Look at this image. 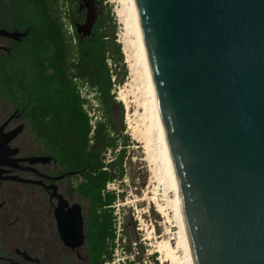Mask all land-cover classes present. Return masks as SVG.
I'll list each match as a JSON object with an SVG mask.
<instances>
[{
  "label": "water",
  "instance_id": "obj_1",
  "mask_svg": "<svg viewBox=\"0 0 264 264\" xmlns=\"http://www.w3.org/2000/svg\"><path fill=\"white\" fill-rule=\"evenodd\" d=\"M196 264H264V0H136Z\"/></svg>",
  "mask_w": 264,
  "mask_h": 264
},
{
  "label": "trees",
  "instance_id": "obj_2",
  "mask_svg": "<svg viewBox=\"0 0 264 264\" xmlns=\"http://www.w3.org/2000/svg\"><path fill=\"white\" fill-rule=\"evenodd\" d=\"M87 1L101 10L85 28ZM105 2L0 0L1 16L26 21L34 73L4 63L3 78L15 105L58 161L80 178L91 200L92 263L112 264L115 250L122 247L126 259L120 264H144L141 251L134 250L137 238L125 228L118 231L115 206L124 193L108 189L115 181L124 186L132 140L126 134L124 108L120 115L116 112L114 90L125 80L126 65ZM83 87L93 97L83 95Z\"/></svg>",
  "mask_w": 264,
  "mask_h": 264
},
{
  "label": "flooded vegetation",
  "instance_id": "obj_3",
  "mask_svg": "<svg viewBox=\"0 0 264 264\" xmlns=\"http://www.w3.org/2000/svg\"><path fill=\"white\" fill-rule=\"evenodd\" d=\"M28 36L24 18L0 15V264H93L90 198L6 90L4 63L25 70Z\"/></svg>",
  "mask_w": 264,
  "mask_h": 264
},
{
  "label": "rangeland",
  "instance_id": "obj_4",
  "mask_svg": "<svg viewBox=\"0 0 264 264\" xmlns=\"http://www.w3.org/2000/svg\"><path fill=\"white\" fill-rule=\"evenodd\" d=\"M125 2V0H106L104 3L106 11H110L115 21L116 37L121 45L126 65L125 80L114 90L118 101L116 112L120 115L122 107L124 108L126 134L132 140L128 148L129 160L126 163L124 186L118 181L108 184V189L124 193L115 206L118 231L125 228L131 237L137 238L138 246L134 247V250L141 251L145 259L144 264H191L185 257V249L179 243L181 227L174 211L175 191L169 187L161 172L162 165L158 157L159 143L155 132L150 128L151 122L146 109V94H144V76L139 61L138 46L134 42L136 38L128 24L129 17ZM86 5L88 9L85 28H88L97 17L101 6L91 5L88 1ZM24 68L30 75L34 74L29 50ZM82 92L89 98L93 97V94L88 93L84 87ZM12 105L6 102L4 106L10 109ZM166 243H170L172 255ZM115 251L116 263L123 262L126 254L122 247H118ZM167 253L168 256L165 255Z\"/></svg>",
  "mask_w": 264,
  "mask_h": 264
},
{
  "label": "bare ground",
  "instance_id": "obj_5",
  "mask_svg": "<svg viewBox=\"0 0 264 264\" xmlns=\"http://www.w3.org/2000/svg\"><path fill=\"white\" fill-rule=\"evenodd\" d=\"M125 1H126L125 3L127 4L128 17H129L128 24H130L129 27H131L130 29H132V33L134 37L136 38V41L134 42H136L138 46V56L140 58L139 61H140V64L142 67L141 69L143 71L142 73L144 76V83H145V93L144 94H146V97H145L146 98V109L149 115V120L151 122L150 128L152 131L155 132L157 136V141L159 143L158 157L162 165L161 172L163 173V177L165 178V181H167L169 187L173 191H175V196L173 199L174 211H175L176 216L179 219L180 227H181V231L179 234V239H180L179 243H181V246H183V248L185 249V257L187 258V260L191 264H196L195 257H194V251H193V247H192V243L190 239V234H189V230L187 226L185 211L183 207V200L181 197L179 181H178L177 174L175 171V167H174V163H173V159L171 156V151H170V147H169V143H168L165 127H164V122H163V118L161 114L157 91L155 88V83L153 79L148 51H147L143 29L141 25V20L139 17L137 2L136 0H125ZM166 244H167V248L171 250L170 243H166ZM162 247H164V245ZM163 251H164V248H163ZM169 253L170 255H172V250ZM165 255L168 256V253Z\"/></svg>",
  "mask_w": 264,
  "mask_h": 264
},
{
  "label": "built area",
  "instance_id": "obj_6",
  "mask_svg": "<svg viewBox=\"0 0 264 264\" xmlns=\"http://www.w3.org/2000/svg\"><path fill=\"white\" fill-rule=\"evenodd\" d=\"M68 29H69V31L70 32H73V27H72V25H68ZM107 264H109V263H107ZM112 264H120V261H118V263H116V261H115V259L112 261Z\"/></svg>",
  "mask_w": 264,
  "mask_h": 264
}]
</instances>
